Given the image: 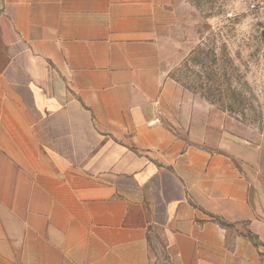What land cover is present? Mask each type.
I'll return each instance as SVG.
<instances>
[{"label": "crops", "instance_id": "obj_1", "mask_svg": "<svg viewBox=\"0 0 264 264\" xmlns=\"http://www.w3.org/2000/svg\"><path fill=\"white\" fill-rule=\"evenodd\" d=\"M183 0H0V264H264V148L170 77Z\"/></svg>", "mask_w": 264, "mask_h": 264}, {"label": "rangeland", "instance_id": "obj_2", "mask_svg": "<svg viewBox=\"0 0 264 264\" xmlns=\"http://www.w3.org/2000/svg\"><path fill=\"white\" fill-rule=\"evenodd\" d=\"M183 1L194 26L170 77L264 148V0Z\"/></svg>", "mask_w": 264, "mask_h": 264}]
</instances>
